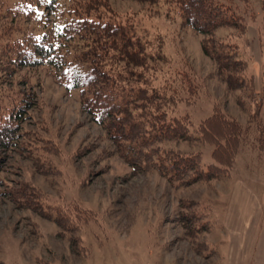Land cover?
<instances>
[{
	"label": "rangeland",
	"instance_id": "obj_1",
	"mask_svg": "<svg viewBox=\"0 0 264 264\" xmlns=\"http://www.w3.org/2000/svg\"><path fill=\"white\" fill-rule=\"evenodd\" d=\"M166 1L105 0L104 5L120 18L137 21V33L160 57L154 68L158 73L152 74L156 85L179 69L199 79L202 97L177 94L185 101L175 113L188 115L192 130L212 113L211 102L246 124L252 100L264 106V0H233L246 23L240 44L251 60L253 99L247 87L226 90L201 51L203 37L180 29L170 3L174 0ZM28 5V0H0V121L11 114L17 124L12 140L0 133V142L10 141L0 146V264H223L208 254L222 241L230 193L239 182L255 194L264 186L261 154L249 151L255 145L240 147L230 178L223 181L177 186L156 173L134 171L107 131L83 111L82 93L55 81L61 70L45 60L11 61L13 54L9 57L7 51H13L10 44L16 38L24 37L25 47L29 30L36 37L42 34L27 16L7 11L22 7L25 12ZM236 35L219 29L215 37ZM260 117L264 121V109ZM162 148L199 154L204 169L213 163L210 144L180 142ZM49 213L59 214L61 228ZM191 213L199 221L187 231L182 221Z\"/></svg>",
	"mask_w": 264,
	"mask_h": 264
},
{
	"label": "trees",
	"instance_id": "obj_2",
	"mask_svg": "<svg viewBox=\"0 0 264 264\" xmlns=\"http://www.w3.org/2000/svg\"><path fill=\"white\" fill-rule=\"evenodd\" d=\"M28 3L26 13L22 7L7 11L27 16L42 34L36 37L35 32L29 30L25 36L30 40L25 42V47L21 42L26 39L16 38L13 45L10 44L13 51L10 47L7 51L9 57L13 54L11 61L15 63L19 57L23 63L28 58L45 60L47 66L61 70L55 81L66 89L82 93L83 111L107 131L117 152L134 171L139 168L146 173H156L177 186L223 181L230 178L235 157L244 143L255 145L249 149L252 154L263 152L262 101L252 100L253 109L244 125L211 102L212 113L192 130L188 115L175 113L185 101L177 94L202 97L205 90L202 92L199 79L194 80L191 71L179 69L177 74L156 85L158 72L155 73L154 68L160 57L137 33V21L108 12L105 0H28ZM167 3L164 0V5ZM170 3L180 20V29L203 37L201 51L214 64L213 74L226 90L241 92L247 87L251 99L257 96L249 68L251 60L249 56L245 58L240 44L246 23L234 8L233 0H174ZM219 29H232L238 35L235 39H218L215 34ZM169 106H173L171 112H168ZM238 106L244 108L241 101ZM10 116L0 121V133L6 140L13 139L17 128ZM18 116L19 112L13 115ZM245 134L248 137L243 139ZM6 140L0 142L1 147L10 142ZM180 142L212 145L213 163L204 169L199 154L162 148ZM47 216L61 228L62 218L58 213ZM196 221L199 217L191 213L190 219L183 220L182 224L188 231ZM203 232L209 231L203 229Z\"/></svg>",
	"mask_w": 264,
	"mask_h": 264
},
{
	"label": "crops",
	"instance_id": "obj_3",
	"mask_svg": "<svg viewBox=\"0 0 264 264\" xmlns=\"http://www.w3.org/2000/svg\"><path fill=\"white\" fill-rule=\"evenodd\" d=\"M262 124L264 128V121ZM260 168H264V150ZM221 232L222 241L210 250L209 259L216 258L223 264H264V186L255 194L236 183L234 193L229 195Z\"/></svg>",
	"mask_w": 264,
	"mask_h": 264
},
{
	"label": "snow or ice",
	"instance_id": "obj_4",
	"mask_svg": "<svg viewBox=\"0 0 264 264\" xmlns=\"http://www.w3.org/2000/svg\"><path fill=\"white\" fill-rule=\"evenodd\" d=\"M49 2H50V0H49Z\"/></svg>",
	"mask_w": 264,
	"mask_h": 264
}]
</instances>
